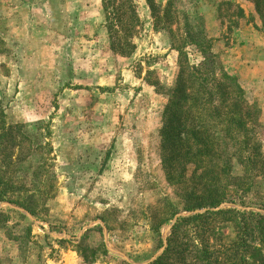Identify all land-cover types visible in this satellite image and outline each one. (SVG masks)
<instances>
[{"label": "rangeland", "instance_id": "obj_1", "mask_svg": "<svg viewBox=\"0 0 264 264\" xmlns=\"http://www.w3.org/2000/svg\"><path fill=\"white\" fill-rule=\"evenodd\" d=\"M150 1L0 0V264H148L163 252L188 214L155 232L166 198L181 209L194 181L189 165L170 182L161 157L180 61L212 52L264 132L255 1ZM222 207L264 214V185ZM218 230L235 239L231 222Z\"/></svg>", "mask_w": 264, "mask_h": 264}, {"label": "trees", "instance_id": "obj_2", "mask_svg": "<svg viewBox=\"0 0 264 264\" xmlns=\"http://www.w3.org/2000/svg\"><path fill=\"white\" fill-rule=\"evenodd\" d=\"M254 1L263 13L264 0ZM167 94L162 162L170 182L183 183L194 165V181L181 209L166 198L155 232L179 212L188 214L176 218L163 252L148 264H264V214L222 207L226 202L245 205V197L264 185L259 107L235 76L218 67L212 52L199 65L180 61L177 84ZM228 222L235 239L226 243L218 229Z\"/></svg>", "mask_w": 264, "mask_h": 264}]
</instances>
